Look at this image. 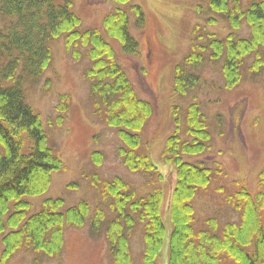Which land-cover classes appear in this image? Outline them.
<instances>
[{"label":"trees","instance_id":"trees-1","mask_svg":"<svg viewBox=\"0 0 264 264\" xmlns=\"http://www.w3.org/2000/svg\"><path fill=\"white\" fill-rule=\"evenodd\" d=\"M115 7L104 17L103 26L84 27L74 10V0H0V264H8L13 254L31 249L44 257L61 258L68 227L88 222L94 234L103 230L114 264H264V168L253 193L240 181L226 192L225 200L239 213L238 220L223 223L215 217L196 225L195 199L208 189L222 165L193 161L211 148L213 133L207 113L194 96L183 111L173 105L174 131L165 142L163 156L176 169V183L164 217L165 194L161 185L144 191L123 177L92 181L108 202L94 211L86 199L66 205L63 197H47L32 212L29 197L46 193L55 171L65 163L51 143L41 115L27 100L26 84L38 81L53 59L52 42L63 38L75 60L88 61L85 75L90 81L94 112L114 128L120 145L118 154L134 171L164 175L154 162L143 130L154 114V104L139 95L121 64L112 40L123 52L140 53V42L132 25L142 29L146 13L134 0H110ZM202 6L198 5L200 9ZM213 15L226 20L232 31L223 37L203 28L206 40L195 42L172 72V93L185 97L199 88L202 68L208 62L221 64L223 86L231 89L242 83L246 72L259 76L264 71V0H209ZM245 24L249 31H235ZM203 38V37H202ZM71 102L70 94L60 95L57 124L63 125ZM96 164L104 155L92 153ZM77 183L68 187L76 188ZM141 227L144 248L135 257L131 238ZM35 258L33 264H41Z\"/></svg>","mask_w":264,"mask_h":264},{"label":"rangeland","instance_id":"rangeland-1","mask_svg":"<svg viewBox=\"0 0 264 264\" xmlns=\"http://www.w3.org/2000/svg\"><path fill=\"white\" fill-rule=\"evenodd\" d=\"M242 1L247 5L252 0ZM134 2L140 3L146 13L144 28L132 25V32L140 42V53L129 55L123 52L119 42L112 40V43L139 95L154 104V114L143 130V139L150 145L153 160L164 175L163 181L124 165L117 151L120 139L115 129L94 112L90 81L85 75L88 61L75 60L66 50L63 38H58L52 42L53 59L49 67L38 81H29L26 90L27 100L41 115L65 168L53 173L46 193L29 197L32 212L42 206L45 198L61 196L67 206L86 199L92 212L101 206L111 214L108 202L93 184L92 178L97 173L103 179L121 176L142 193L161 185L167 220L168 203L176 183V169L163 156L166 139L175 128L171 108L180 105L184 111L196 96L209 117L213 139L207 153L189 159L203 161L211 167H216L218 162L223 168L208 189L195 199L196 225L202 226L204 219L210 216L217 217L221 223L238 220L239 213L226 202L225 193L235 189L234 181H240L253 193L258 191V176L264 168V71L257 77L246 72L241 84L228 89L223 86L220 62H208L202 68L203 81L199 88L185 97L175 96L171 83L173 69L190 52L194 41L206 40L203 28L219 37L227 35L232 28L218 16L217 23H208V17L213 15L208 9L209 0ZM115 5L110 0H74V10L82 17L86 28H101L105 15ZM198 5L202 7L199 9ZM248 31L243 24L235 32L243 35ZM65 93L70 94L71 102L63 125H58L56 106L60 95ZM96 150L104 155L101 164H96L92 158ZM74 182L78 184L76 188L68 187ZM220 186H224L226 192L219 190ZM131 247L139 260L144 248L141 227L131 238ZM35 258H41V264H114L104 230L94 234L89 222L66 229L61 258L44 257L31 249H22L13 254L8 264H33Z\"/></svg>","mask_w":264,"mask_h":264}]
</instances>
